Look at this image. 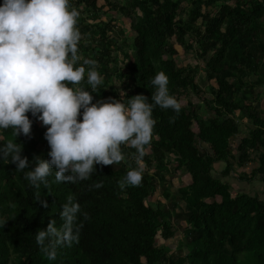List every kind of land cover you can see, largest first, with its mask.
I'll return each mask as SVG.
<instances>
[{
	"label": "trees",
	"instance_id": "16d2710c",
	"mask_svg": "<svg viewBox=\"0 0 264 264\" xmlns=\"http://www.w3.org/2000/svg\"><path fill=\"white\" fill-rule=\"evenodd\" d=\"M182 1L104 0L105 11L96 0H71L80 12V54L98 61L104 77L92 92V102L119 99L120 91L125 103L137 93L151 98L155 87L150 81L159 71L167 74L169 92L177 99L188 91L201 93L194 79L197 66L176 60L188 52L202 61L210 96L193 102L186 95L178 114L154 107L156 123L143 159L138 162L136 150L122 145L125 159L97 164L87 180L56 182L53 175L48 188L35 187L14 163L0 161V217L7 219L0 226V264H264V196L233 194L221 179L235 163L244 165L255 154V167L238 177L258 175L264 183V116L255 90L259 85L264 89V0H188L185 10ZM111 12L129 19L134 33L130 39L118 42L110 35ZM80 86L89 87L86 78ZM28 115L31 135L17 137L22 154L30 160L34 155L47 159L46 125ZM242 118L250 127L233 155L230 141L240 133ZM10 134L5 130L0 136ZM216 163L222 168L215 172ZM139 165L141 183L121 188L118 182L128 169ZM179 169L190 177L177 190L184 204L185 240L183 253L169 259L167 247L156 244V235L164 240L174 236L173 209L150 198ZM96 183L101 186L94 187ZM162 193L169 197L167 190ZM69 194L87 218L79 217V242L58 247L55 260H49L35 232L52 217L58 225L62 222L60 206Z\"/></svg>",
	"mask_w": 264,
	"mask_h": 264
},
{
	"label": "clouds",
	"instance_id": "9594fccd",
	"mask_svg": "<svg viewBox=\"0 0 264 264\" xmlns=\"http://www.w3.org/2000/svg\"><path fill=\"white\" fill-rule=\"evenodd\" d=\"M79 15L71 0H0V133L11 130L8 138L0 136V161L14 163L31 186L48 188L53 175L56 182L87 180L97 164L124 160L122 145L134 148L141 161L153 137L154 107L172 108L177 114L182 107L170 94L163 71L150 81L155 87L151 98L137 93L127 103L114 97L92 102V92L104 77L98 61L80 54ZM85 78L89 87L80 86ZM29 112L47 126V159L34 155L30 160L22 154L17 137L31 135ZM142 176L139 165L129 168L118 183L121 188L138 185ZM41 203L47 206V201ZM60 207L62 222L58 225L52 217L35 232L49 260H55L58 247L79 242V217L87 218L71 194ZM6 220L0 217V226Z\"/></svg>",
	"mask_w": 264,
	"mask_h": 264
},
{
	"label": "rangeland",
	"instance_id": "374dc122",
	"mask_svg": "<svg viewBox=\"0 0 264 264\" xmlns=\"http://www.w3.org/2000/svg\"><path fill=\"white\" fill-rule=\"evenodd\" d=\"M97 6H103V10H107V6L104 5V0H96ZM82 6V5H81ZM189 7V1L183 0L181 2V8L183 10L187 9ZM185 8V9H184ZM183 17H185V14H181ZM111 16L114 18V27L111 31L110 35L117 37L118 42L130 39L133 36V32L130 29L129 19L126 17H123L121 15H116V13L111 12ZM101 19L106 20L104 16L101 17ZM129 37V38H128ZM125 46V44L123 45ZM178 64H190L192 66H197L198 72L195 75V81L199 88H201V93L195 94L192 91H188L185 94H181L178 100L180 101L181 105L183 106L186 102V98L188 95L193 102H198L199 97L206 96L209 97L210 95L207 92V82L205 79L204 71L202 69L203 63L202 61L195 58V56L191 53H185L184 55L178 57L177 59ZM254 76H251V79H254ZM117 83H115V86ZM261 85L256 86L255 90L257 91V98L259 99V107L262 110V115L264 116V89ZM203 90H206L203 91ZM123 98L121 96V91L119 92V99ZM240 122V133L235 135L231 141V152L233 155H236V145L239 142V138L248 132V127H250V123L247 121L246 118H242L239 120ZM38 123L42 124L41 121H38ZM47 127V126H46ZM146 152H148V149H146ZM256 155L252 154V160L250 162H247L244 165H238L235 163L233 165V171L226 177L221 178L224 181H228L231 187V192L234 194L236 192H244L250 195H259L260 197L264 196V183L259 179V176L256 175L250 180L247 179H239L240 174H244L246 176L249 175L252 168L255 167ZM222 168V163H216L214 165V171H218ZM167 182L164 184V189L162 187L157 186L156 191L153 193L150 200L153 202L155 200H160L162 204L165 206H168L172 213V223L174 228V236L168 239H162L158 234L156 235V244H162L167 247L166 257L169 259H174L180 254L183 253V246H181V243L184 242V228L186 226V223L183 219V201L178 197V188L181 186H184L189 183L190 177L189 174L185 170H177L176 173L172 176H166ZM167 190L169 197L165 198L163 195V191ZM243 254L239 253L238 256L241 257Z\"/></svg>",
	"mask_w": 264,
	"mask_h": 264
}]
</instances>
